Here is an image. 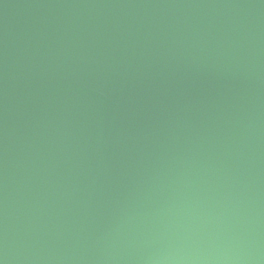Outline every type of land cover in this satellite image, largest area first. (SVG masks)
<instances>
[{
  "label": "water",
  "instance_id": "water-1",
  "mask_svg": "<svg viewBox=\"0 0 264 264\" xmlns=\"http://www.w3.org/2000/svg\"><path fill=\"white\" fill-rule=\"evenodd\" d=\"M0 264H264V0H0Z\"/></svg>",
  "mask_w": 264,
  "mask_h": 264
}]
</instances>
